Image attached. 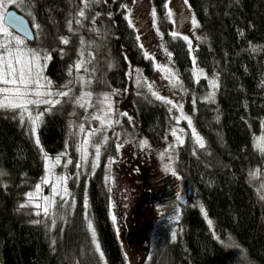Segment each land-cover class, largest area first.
<instances>
[{
	"label": "trees",
	"instance_id": "obj_1",
	"mask_svg": "<svg viewBox=\"0 0 264 264\" xmlns=\"http://www.w3.org/2000/svg\"><path fill=\"white\" fill-rule=\"evenodd\" d=\"M102 1L84 9L81 0H25L23 10H9L26 18L33 33V25H39L38 34L25 46L51 56L45 75L60 90L81 44L75 19L84 9L81 34L87 46H97L90 89L119 92L118 131L158 145L166 137L171 116L164 103L135 88L129 78L130 65L145 76L153 73L152 61L145 58L121 7L133 0H115L110 10ZM166 2L152 0V6L186 92L185 112L205 144L201 150L188 139L176 151L175 171L186 191L176 238L162 235L149 255L148 239H143L140 228L146 217L139 216L128 226V216L124 239L113 224L111 191L105 179L109 160L116 157L113 138L101 147L94 171L89 156L78 185H73L74 197L68 205L58 206L50 219L55 223H34L20 205L44 176V153L55 158L69 150L75 158L68 105L43 112L37 130L39 147L27 121L21 124L19 110H0V264H130L133 255L141 257L143 264H264V199L249 180L264 163L255 144L264 127V0H188L201 36L193 45L192 57L218 85L211 101L205 96L207 79L193 80L186 43L169 35ZM70 20L75 34L69 31ZM61 37L69 42L61 43ZM124 102L133 109L125 111ZM71 172L75 173L73 166ZM85 194L103 259L87 229ZM125 205L129 213L130 205ZM226 238L233 247L224 243Z\"/></svg>",
	"mask_w": 264,
	"mask_h": 264
},
{
	"label": "rangeland",
	"instance_id": "obj_2",
	"mask_svg": "<svg viewBox=\"0 0 264 264\" xmlns=\"http://www.w3.org/2000/svg\"><path fill=\"white\" fill-rule=\"evenodd\" d=\"M99 1L100 0H88V6L89 4L97 3ZM114 1L115 0H103L102 2L105 4L106 8L110 10ZM3 2L5 4V7L0 8V15L4 16L6 11L10 8H18L23 10L25 0H3ZM167 2L168 9H170L173 13L172 20L176 22H170L167 16L168 9L165 8V19L171 25L169 35L172 31H178L181 33V35L187 36L191 41L192 51L189 52L192 60L193 75V45L201 40L198 28H193L191 24V17L193 15V12L188 6V3H185V0H167ZM81 5L84 9L88 8V6L85 7L84 3L82 2ZM125 6V17H128V19H126L127 22L129 23V20L132 21V26L130 27L134 30L137 37H139V41L143 45L144 52H148L149 55L153 57V59H150L153 65V73L150 77L145 76L141 72V70L130 65L129 78L132 85L135 88H143L151 94V91H149L147 84L144 83V81H147L148 83L152 84V90L158 91L160 95L171 99L173 103L182 104L183 115L190 117L184 109V95L186 94V92L183 89V85L182 87H173L170 84L169 80L164 79L165 74L161 71H158L155 67L156 64H159L161 66H167L168 68L172 69V71L175 73V70L172 66V59L169 60V57L165 52V49H167V52H170V50L165 37L162 36L160 33L161 31L158 27L159 25L157 17L154 26L152 16V11L154 8L152 6V0H133L131 4ZM77 19L81 20V24L77 25L75 23L79 31L78 35L80 37L81 44L79 45V48L76 52L75 61L70 66L72 67V74L69 75L68 71V81L65 84L67 85V87H64V85L63 88L60 90L55 89L53 87V84L51 87V91L53 92L68 91L69 89H71L69 96H55L51 97V99H59L61 101L60 104H57L55 106L68 105L67 108L69 112V124L71 126L72 137L75 139V158H72L69 150H65L64 152H62L66 154L60 157L59 165H55L52 167L51 175L49 176V182L47 184H44L42 183L41 179L38 183L41 185L40 191L37 193L35 186L34 189L29 192L34 194L31 201H29L27 195L26 201L23 203L26 206L22 209L23 211L27 212L30 216H32L33 221H40V223L45 222L46 224L53 223V220L50 219L53 218L58 206L68 205L71 199L74 197L73 185H78L80 180V172L81 170H83L84 165L87 164H84L81 169L76 168V162L80 160V152L77 151V148L82 144L85 137H88V160L89 156L91 155L92 161L95 157V145H100L101 152V147L105 143H108L111 138H113V144L116 149V157L113 159L115 163L111 164V168L109 170L112 177L111 183L109 184V188H111V199L114 208V215L116 216V224L118 229H120L121 231L122 238L124 239V237L128 234H126L128 216H130L131 218L128 219V226L133 225L136 219H140L139 216L146 217L147 223L143 225L141 221L138 223V225L140 226V224H142V226H140L143 231L141 233V236L144 240L148 239L150 255V249L152 248L153 244L156 242L157 239H159L164 234L167 236H172L173 232L177 230V224L180 219L181 209L186 197L185 187L183 184V180L180 178V176L177 173L175 176H173L170 172L165 171V164H171V167L175 171L176 151L177 148L182 145L177 143L176 138L171 135V132L173 129H176L177 135L182 137L183 143L189 139L195 146L200 148L196 143L195 137L193 136V129L195 128L193 123L190 127L186 119H179V123H177V118L181 117V111L176 108H173L170 112L169 108H171V105L164 103L168 108V112L170 113L171 123L169 129L167 130L166 137L160 144L154 146L148 143V146L146 148L141 149L140 141H142L143 139H137L136 137L131 136L126 137L124 136V134H121V130L118 131V128L120 127L119 123H115V121L120 122L118 116L122 114V110L119 107V104L121 102L120 99L122 97L119 98V92L93 93V91L90 89L93 81L91 78L94 74L93 61L96 58L94 48H96L97 46H95V44L93 43H90L89 46L86 45V36H83L81 34V28L84 17L81 18L77 15L75 20ZM3 27L8 28L5 24L3 25ZM34 29L35 33L38 34L37 28L34 27ZM8 31L12 34L13 37L23 39L9 28ZM71 33H73L72 30ZM23 40L24 45L22 47L30 49L29 47L25 46V39ZM5 42L6 38L3 36V34H0V43ZM186 45L188 47L187 43ZM40 53L42 55L45 54V52ZM80 60H84L85 63L79 69V71H77L74 65ZM41 63L43 64L44 61L42 60ZM195 67L197 69V72L199 69H202L197 64L195 65ZM43 74L44 76H46L45 67L43 69ZM81 77L85 82L90 80L91 83H85L82 85L79 79ZM203 78L207 79L208 87L205 92V96L207 97L209 93H215L216 88L213 89L210 86L209 81L213 78L206 75L204 70L203 75L199 76V80ZM138 80L140 81L139 84L137 83ZM193 80L197 81V77H194V75ZM70 81L71 83H69ZM179 81L182 84V81L180 79ZM0 87H3V85H0ZM181 88L183 89V91ZM83 92H91L92 96L91 100L87 104H85V107L81 108L75 102V100ZM105 94L109 95L111 100L112 110L109 118L114 122L111 127H102L99 120L92 119L93 115H103V113H101L99 110L101 107H104V105L99 104L98 101L102 100ZM123 105L125 111H127L129 108H132L131 104L127 105L124 102ZM49 108L52 109L53 107L46 104H40L38 106L29 105V110L32 112L33 115H36L40 112H44L45 109ZM0 110L8 111L12 109L0 108ZM26 123L28 124V122ZM80 125L84 126V132H80ZM93 129H100V131H98L94 136H88V133H90ZM181 129L183 131H180ZM105 136L108 137L107 142H104ZM125 141L129 142L125 143ZM118 143H123V147L119 150V152H117L116 148V145ZM255 144L264 155V151L261 150V148H264V127L260 134L256 136ZM171 145H174V148L170 147ZM165 149H168V153L162 159L161 153H163ZM200 149L202 150L204 148ZM169 157H171V160H169ZM55 158H49V163L54 164ZM68 160H71L72 163L67 164ZM65 164H67V167L64 166ZM72 166L75 170L74 174L71 172ZM77 173H79V176H77ZM45 175L46 171L43 177H45ZM60 176L68 178L66 182L62 185V187H67L68 192L71 194L67 197V204L63 203V201L60 199V196H52V186L55 183V178ZM249 180L252 183L257 194L262 199H264V163L260 168H257L251 172V174L249 175ZM178 194L180 196L179 200L177 199ZM43 197H52L56 201V203L53 204V206L50 208L48 216H45L43 214ZM126 203L130 205L129 213L125 211ZM37 204L41 205V207H35V205ZM177 210L179 211V219L174 218L177 215ZM37 213H39V215ZM226 239L227 240H225L224 243L233 247L234 244L231 243L228 238ZM129 254L133 255L132 253ZM149 255L145 256V258H147L146 262H149ZM141 259V257H134L133 255L130 264H143L141 262Z\"/></svg>",
	"mask_w": 264,
	"mask_h": 264
},
{
	"label": "snow or ice",
	"instance_id": "obj_3",
	"mask_svg": "<svg viewBox=\"0 0 264 264\" xmlns=\"http://www.w3.org/2000/svg\"><path fill=\"white\" fill-rule=\"evenodd\" d=\"M82 3H84L85 7L88 6V0H81ZM185 3H188V0H185ZM5 7V4L3 0H0V8ZM121 7H126L125 5H122ZM164 7L168 9V2L165 3ZM77 15L81 18L85 17V11L84 9H80ZM99 15V13H97ZM153 16V22L155 26L156 21V10L153 9L152 11ZM167 16L170 20V22L176 23L172 20L173 13L170 9H168ZM128 19V17H125ZM93 21H95V17H93ZM7 22L8 24H16V23H23L22 21H18L15 15L9 14L7 17L0 15V34H3V36L6 38L5 43H0V85H3V87H0V108L2 109H12V110H19V118L21 124L25 123V120H27L28 124L30 125V131L35 137V143L37 146H40V140L37 135V130L40 126V124L43 122V112L37 113L36 115H33L32 112L29 110V105H40V104H46L54 107L57 104H60L61 101L59 99H51V97L59 96V97H67L70 95L71 89L68 91H57L53 92L51 91L52 87V81L49 80L46 76L43 74V69L46 67L47 61L51 59V56L48 54H41L40 52H36L30 49H27L26 47H22L24 45V40L18 37H13L12 34L8 31V28L3 27L4 23ZM73 21H69V31L72 30L71 25ZM75 23L77 25L81 24V20L77 19L75 20ZM191 24L193 28H199V22L197 21L195 14L191 17ZM129 25L132 26V21L129 20ZM35 28H39L38 24L33 25ZM170 35L173 37V39L180 38L183 39L189 47V51H192V44L191 41L187 36L181 35L178 31H172ZM243 35V33H241ZM139 39V37H137ZM69 41L66 38L61 37V43L67 44ZM83 43V41H82ZM141 48H143V45H140ZM163 47V45H162ZM165 52L167 53L169 60H171V53L167 52V49H165ZM144 56L146 59H153L152 56L149 55L148 52L144 53ZM44 61L42 64L41 61ZM84 60L78 61L74 67L77 71L84 65ZM193 75L194 77H197V82L199 80V76L203 75V70L199 69L197 72V69L195 67L196 60L195 57H193ZM156 69L158 71L163 72L164 79L169 80L170 84L173 87L180 86L182 87L181 82L179 81L177 75L172 71V69L168 68L167 66H161L159 64L155 65ZM72 74V67L69 69V75ZM81 81V84H90L91 81L85 82L83 78H79ZM71 83V81L69 82ZM137 83L139 84L140 81L138 80ZM144 83L147 84V87L149 91H151V95L156 99L159 100L165 104L171 105V108H169V111L171 112L173 108H176L181 111V117L177 118V123H179V119H186L188 121L189 126L191 127L192 121L190 117L183 115V105L179 103H173L171 99H168L158 93V91L152 90V84L148 83L147 81H144ZM210 86L215 89L218 87L216 80L212 79L209 81ZM64 87H67L65 85ZM92 93L91 92H83L79 97L76 98L75 102L81 107H85V104H87L91 100ZM214 92L209 93V95L206 97L209 101L213 99ZM34 97V98H30ZM99 104L104 105V107L100 108V112L103 113V115H93L92 119L99 120L102 127H111L114 123L109 117L111 113V100L110 96L105 94L102 100L98 101ZM195 103V101H193ZM45 111H50L49 109H45ZM115 123H119V121H115ZM80 132H84V126L80 125L79 128ZM100 129H93L90 133H88V136H94ZM180 131H183L182 129ZM171 135L176 138V141L178 144H183V139L181 136L177 135V130L173 129L171 132ZM193 136L195 137L196 143L200 148H204V140L202 137H200L195 129H193ZM118 137V134H117ZM108 137H104V142H107ZM129 141H125L127 143ZM89 144L88 137H85L82 144L77 148V151L80 152V160L76 162V168L81 169L84 164L88 162V152H87V146ZM148 146L147 140L140 141V147L141 149H144ZM123 147V143H118L116 145L117 152ZM170 147L174 148V145H171ZM262 151H264V148H261ZM41 152L43 153L44 150L41 148ZM168 153V149H165L163 153H161V158ZM66 153H61L59 156L55 158L54 164L49 163V157L46 153H44V159H45V171L46 175L42 178V183L47 184L49 182V176L51 175V169L55 165L60 164V157L65 155ZM100 157V145H95V157L91 161V167L93 171L98 166V161ZM169 160H171V157H169ZM72 161L68 160L67 164H71ZM115 163L114 160H109L108 168L110 170L111 164ZM67 164L64 166L67 167ZM138 171V170H137ZM165 171L170 172L173 176L176 175V172L171 167V164H165ZM3 173H0L2 175ZM77 176H79V173H77ZM68 178L67 177H56L55 183L52 186V196H60V199L63 201V203L67 204L68 200L67 197L71 194L68 192L67 187H62V185L66 182ZM107 183H111L112 177L109 171V175L105 177ZM41 185H36V192L38 193L40 191ZM109 191H111V188H109ZM29 201H31L33 197V193H28ZM111 199V198H110ZM177 199H180L179 194L177 195ZM44 205H43V214L45 216L49 215V210L53 206V204L56 203V201L52 197H43ZM73 205L75 201L73 200ZM25 204H21L20 207H25ZM35 207L40 208L41 205L37 204ZM200 211L205 214V218H207L205 209L203 205H200ZM84 208H85V219L87 221V229L89 230L91 237H92V243L95 245V250L97 253L100 254V258L103 259V252L101 251L100 244L97 240V234L93 225V220L88 213V203H87V195L85 194V200H84ZM111 208V205H110ZM39 215V213H37ZM111 219L113 224L116 223V216L114 214H111ZM175 219H179V211L177 210V215L174 217ZM34 223H40V221H34ZM53 223H55L53 221ZM208 223L211 225V221L209 220ZM176 238V233L173 232L172 239Z\"/></svg>",
	"mask_w": 264,
	"mask_h": 264
},
{
	"label": "water",
	"instance_id": "obj_4",
	"mask_svg": "<svg viewBox=\"0 0 264 264\" xmlns=\"http://www.w3.org/2000/svg\"><path fill=\"white\" fill-rule=\"evenodd\" d=\"M9 14L15 15L18 21H22L23 23H16V24H8L5 22L4 24L10 28L15 34L19 35L25 41L32 42L34 40V33L31 29V26L26 18L23 16L17 14L14 10H9L5 13V17H7Z\"/></svg>",
	"mask_w": 264,
	"mask_h": 264
}]
</instances>
